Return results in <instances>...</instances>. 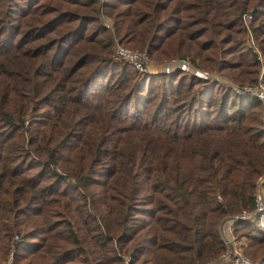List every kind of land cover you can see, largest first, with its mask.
I'll use <instances>...</instances> for the list:
<instances>
[{
    "label": "trees",
    "instance_id": "1",
    "mask_svg": "<svg viewBox=\"0 0 264 264\" xmlns=\"http://www.w3.org/2000/svg\"><path fill=\"white\" fill-rule=\"evenodd\" d=\"M256 50L264 0H0V264L217 259L264 198ZM231 231L264 264V207Z\"/></svg>",
    "mask_w": 264,
    "mask_h": 264
},
{
    "label": "built area",
    "instance_id": "2",
    "mask_svg": "<svg viewBox=\"0 0 264 264\" xmlns=\"http://www.w3.org/2000/svg\"><path fill=\"white\" fill-rule=\"evenodd\" d=\"M244 20L246 23L251 21V15H245ZM256 51L257 57L262 63L261 70L258 76V82L255 85L231 86L238 94L252 95L261 102L264 120V83L262 81V75L264 71V56L258 50ZM115 55L117 56V58H120L129 63L138 72L146 71V67L150 63L149 56L145 51L132 50L126 46L120 45L117 42L115 43ZM162 67L166 72H168L172 68H179L185 72H193L196 76L204 79L213 77L226 83V81L223 80L219 75H214L208 71L193 69L186 59H171L167 63L163 64ZM254 201L255 202L253 209L244 208L228 219L232 223L239 219H251L254 216L255 212L262 210L264 207V198L260 188H258L256 191ZM15 237H17V235H15ZM224 242L226 244L225 251L217 259L207 261L202 264H254L250 257L241 250L240 246L237 244L238 240L231 230L227 234V238L224 239ZM122 258V264H129V256L127 254H124ZM1 264H15L13 248L9 250L6 259L2 261Z\"/></svg>",
    "mask_w": 264,
    "mask_h": 264
},
{
    "label": "rangeland",
    "instance_id": "3",
    "mask_svg": "<svg viewBox=\"0 0 264 264\" xmlns=\"http://www.w3.org/2000/svg\"><path fill=\"white\" fill-rule=\"evenodd\" d=\"M107 22H108V20H107ZM136 51H139V50H136ZM119 60H122V59H120V58H118ZM150 59V58H149ZM164 63H158V62H156V61H154V60H152V59H150V63H149V65H147V67H146V71H148V72H150V73H157V72H161V71H164V69H163V67H162V65H163ZM260 189L262 190V186L260 185ZM225 223H227L229 226H230V230H231V228H232V222L229 220V219H227L226 220V222ZM237 239V238H236ZM238 240V242H237V244L240 246V248H241V250L244 252V250H243V248H242V246H241V240L242 239H237ZM245 253V252H244ZM246 254V253H245Z\"/></svg>",
    "mask_w": 264,
    "mask_h": 264
},
{
    "label": "crops",
    "instance_id": "4",
    "mask_svg": "<svg viewBox=\"0 0 264 264\" xmlns=\"http://www.w3.org/2000/svg\"><path fill=\"white\" fill-rule=\"evenodd\" d=\"M224 229H225V233L227 235L230 232V226L227 223H225L224 224Z\"/></svg>",
    "mask_w": 264,
    "mask_h": 264
}]
</instances>
